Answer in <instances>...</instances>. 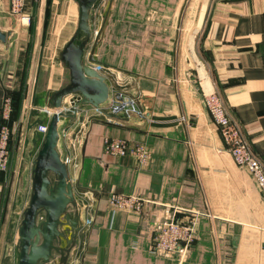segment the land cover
<instances>
[{"label":"crops","instance_id":"1","mask_svg":"<svg viewBox=\"0 0 264 264\" xmlns=\"http://www.w3.org/2000/svg\"><path fill=\"white\" fill-rule=\"evenodd\" d=\"M93 7L99 34L85 64L107 86L121 84L152 121L134 114L75 119L77 129L85 122L67 167L77 229L62 228V264L75 256L79 264H264L262 196L203 104L204 91L217 92L264 167V0H98ZM78 17L76 0H27L21 16L0 0V106L21 89L9 123L8 170L0 172V264L18 263L20 222L43 142L36 127L49 122L54 94L69 83L62 55L74 36L83 40ZM71 121L66 114L61 124ZM105 137L145 144L148 166L106 156ZM112 191L149 203L141 214H112ZM172 209L199 214L182 263L149 251L154 226ZM53 256L50 264H60Z\"/></svg>","mask_w":264,"mask_h":264},{"label":"built area","instance_id":"2","mask_svg":"<svg viewBox=\"0 0 264 264\" xmlns=\"http://www.w3.org/2000/svg\"><path fill=\"white\" fill-rule=\"evenodd\" d=\"M26 1L9 0V12L14 16H21ZM97 35L98 32L93 28L91 37ZM203 104L234 163L246 170L256 185L262 196L264 206V167L244 137L241 126L228 115L217 92L213 90L204 91ZM10 113L11 98L5 96L0 106V172L2 173L8 170L10 161L9 143L15 130V128L12 129L9 126ZM92 113L101 116L110 114L126 117L134 114L148 122L152 121L149 114L137 107L134 99L127 94L121 84L109 85L106 101L98 106L85 104L80 96L72 94L65 104L49 111L50 116L55 114L58 118V141H61V145L57 144V151L67 167L72 164L75 158L72 152L78 146L79 132L85 128V122L82 121L79 122L77 129L75 119L83 115L85 119L89 120V115ZM66 114H72L73 121L61 124ZM46 129L47 124H39L36 127V130L42 136L45 134ZM103 153L112 158L128 157L141 169L146 168L151 160V152L145 144L130 142L123 138L105 137L103 139ZM107 202L112 214L117 211L141 214L149 203L148 200L139 196L125 195L116 191L110 192ZM179 213L177 209L167 210L165 216L154 226L149 251L155 256L167 258L175 256L182 263L197 238L195 226L199 214L190 210ZM41 219L42 216L37 217V220ZM79 263L78 257L75 256L71 264Z\"/></svg>","mask_w":264,"mask_h":264},{"label":"water","instance_id":"3","mask_svg":"<svg viewBox=\"0 0 264 264\" xmlns=\"http://www.w3.org/2000/svg\"><path fill=\"white\" fill-rule=\"evenodd\" d=\"M76 1L79 3L77 33H83L84 37L77 42L74 36L64 49L62 59L68 66L69 83L54 94V108L60 106L63 97L74 93L81 95L83 103L92 106L104 103L108 96L105 79L84 62L85 47L93 29L88 24L89 11L98 0ZM89 60L94 61L93 50ZM58 139V118L53 114L33 162L31 195L19 227L17 264H50L53 253L60 256V264L64 263L67 257L62 258L65 252L62 245L66 233L62 228L77 229V219H72L68 211V206L75 203L67 166L57 151ZM38 216L42 219L37 220ZM73 238L74 235L68 243Z\"/></svg>","mask_w":264,"mask_h":264},{"label":"trees","instance_id":"4","mask_svg":"<svg viewBox=\"0 0 264 264\" xmlns=\"http://www.w3.org/2000/svg\"><path fill=\"white\" fill-rule=\"evenodd\" d=\"M51 0H47V5H49ZM21 90V89H20ZM20 90L15 91L13 93V102L11 104V113H10V119H9V123H11V121L15 120L14 118L16 117V112L17 110L20 108Z\"/></svg>","mask_w":264,"mask_h":264},{"label":"rangeland","instance_id":"5","mask_svg":"<svg viewBox=\"0 0 264 264\" xmlns=\"http://www.w3.org/2000/svg\"><path fill=\"white\" fill-rule=\"evenodd\" d=\"M94 8V7H93ZM93 8L89 11V18H88V24L90 25L91 24V17H92V10ZM93 24V22H92ZM94 27V26H93ZM99 34V33H98ZM98 36V35H97ZM96 36V37H97ZM95 39L90 37L89 40H88V43L86 44V47H85V57H86V53H87V49L91 46V49H92V45H94L96 42H97V38L96 40L94 41ZM94 41V42H93ZM91 52V51H90ZM91 54V53H90ZM85 104H88V103H85ZM88 105H91V104H88ZM53 260V259H52Z\"/></svg>","mask_w":264,"mask_h":264}]
</instances>
